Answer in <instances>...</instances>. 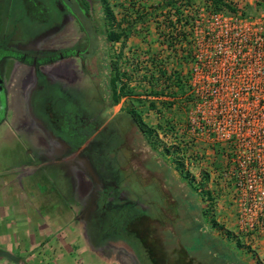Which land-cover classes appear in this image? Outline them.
<instances>
[{"label": "rangeland", "instance_id": "obj_1", "mask_svg": "<svg viewBox=\"0 0 264 264\" xmlns=\"http://www.w3.org/2000/svg\"><path fill=\"white\" fill-rule=\"evenodd\" d=\"M98 1L89 0L92 6L91 19H94L91 22L93 30L89 29V21L81 23L86 37L88 36L86 39L81 37L76 27L70 26L68 46L78 49L83 58L82 61L70 60L71 68L76 72L79 81L66 89L65 94L81 115L93 120L100 129H103V135L97 140L102 145L107 144L103 152L107 160L103 167H109V170L115 173L114 178H111L109 189L106 190L105 198L109 208L117 211L123 206H129L141 215L131 216L122 224V232L130 238L127 240L120 237L115 229L108 230L104 223L100 222L102 219L92 221V226H90L91 221H88L75 241L76 247L79 248V258L91 260L88 262L91 264L92 262L93 264H144V258L146 264H209L207 261L211 264H257L251 255L253 252L258 264H264V243L258 246L251 241L250 244L254 247L246 246L236 221V213L241 206L239 189L245 180H249L252 185L257 180L255 176L244 178L240 174L241 167L244 170L252 161L264 165L263 153L230 154L227 150H223L224 143L216 140L214 134L218 123L211 120L198 123L201 135L196 139L190 137L189 132L186 131L190 127L187 108L182 105L165 110L161 101L155 102L156 111L148 114L144 111L141 117L152 127L164 122L167 126H172V131L168 129L170 132H159L158 139L160 143L175 145L181 151L167 156L163 155L160 148L156 151L151 150L124 117L121 111L122 104L108 106L105 86L110 73L107 71L106 61L110 59L112 61L113 54L120 48L109 46L104 40V17L100 13ZM105 1L117 18L125 14L127 4L136 6L139 3L138 0ZM205 1L194 0L197 13L205 9ZM229 2L247 16L264 14V0H229ZM128 12H132L131 7ZM4 16L5 7L0 3L1 35L5 33ZM126 19L129 21L133 18ZM8 25L9 23L7 29L11 28ZM138 25H135V32L129 35L122 50L123 57L130 58L128 61L139 58V52L150 50L156 52L160 49L153 24L140 25L142 28ZM80 37L81 39L78 40ZM169 57V61L174 65L171 54ZM2 73L7 79V69ZM7 92L15 98L19 95L17 89L13 87ZM16 102L17 113L9 111L5 121L0 124V179L5 180L13 176L14 179H21V183L26 180H36L31 192L25 189L22 191L24 194L16 191L15 195L18 199L25 197L22 199L25 209L28 208L27 201H30V209L36 212L44 211L63 221V225L69 224L75 229L78 227V222L74 218L86 204L84 199L67 193L68 185L64 188L58 177L54 179L55 170L40 169L39 172L44 171L43 175L38 172L32 177L20 172L24 163L35 159L36 135L32 130L35 131L33 127L36 129L40 127L29 115L22 121L25 124L19 120L25 114V106L20 97ZM1 115L0 113V117ZM113 119H116L115 123H111ZM39 133L47 140L43 132L39 131ZM179 159L184 165L182 174L175 171L171 162ZM182 178H185L186 182L192 181L195 187L201 184L199 187L209 193L208 199L211 201L202 198L198 190L194 195H189V189ZM16 187L19 190L18 186ZM16 187L13 186L14 189ZM100 193V190L97 191V196H100ZM110 197H112L111 201H109ZM202 212L201 221L206 224V227H201L204 232L203 239H213L215 242H208L218 243V247H223L218 250L222 252L221 254L208 255L207 260H203L202 257L210 251L208 247L202 245L201 251L195 253L196 251L192 249L196 239L192 240V245L190 241L194 234L191 231L184 232L185 225L180 222L186 214L191 219L202 215ZM210 218L216 223L213 228L210 227ZM224 231L230 233V239L225 238ZM129 240L135 241L141 250ZM235 241L243 246L237 247ZM196 244L198 245V241ZM247 248L252 252H247Z\"/></svg>", "mask_w": 264, "mask_h": 264}, {"label": "flooded vegetation", "instance_id": "obj_2", "mask_svg": "<svg viewBox=\"0 0 264 264\" xmlns=\"http://www.w3.org/2000/svg\"><path fill=\"white\" fill-rule=\"evenodd\" d=\"M0 3L5 7L6 23L5 33L0 34V92L6 94L10 86L17 89L25 106L24 119L20 121L29 115L41 128L32 130L36 135V156L29 166L35 170H55L54 179H64L67 193L84 199L86 204L74 218L83 229L88 221L92 226L96 219L108 223L107 212L111 209L105 196L111 177L107 169L99 168L100 162L92 161L96 153H87L93 144H100L97 137L103 129L81 115L65 94L66 89L79 81L70 60L83 58L78 49L68 46L70 26L76 27L86 39L81 23L89 21V29L93 30L92 6L89 0H0ZM16 67H21V74L12 83ZM6 69L7 79L2 73ZM90 129L93 134L73 148Z\"/></svg>", "mask_w": 264, "mask_h": 264}, {"label": "built area", "instance_id": "obj_3", "mask_svg": "<svg viewBox=\"0 0 264 264\" xmlns=\"http://www.w3.org/2000/svg\"><path fill=\"white\" fill-rule=\"evenodd\" d=\"M206 10H200L192 27L183 28L187 36L176 39L179 73L186 81L177 100L187 108L186 131L196 139L201 135L198 123L211 120L218 123L214 134L224 143L223 150L264 155V14ZM148 99L165 100L163 96ZM241 168L244 178L257 180L253 185L245 180L239 189L238 229L246 246H262L264 165L252 161Z\"/></svg>", "mask_w": 264, "mask_h": 264}, {"label": "trees", "instance_id": "obj_4", "mask_svg": "<svg viewBox=\"0 0 264 264\" xmlns=\"http://www.w3.org/2000/svg\"><path fill=\"white\" fill-rule=\"evenodd\" d=\"M138 1L139 3L136 6L127 4V11L125 12L126 15L121 14L120 18H117L116 15H114L112 9L107 5L105 0L98 1L100 13L103 14L104 17V40L109 46H119L120 48L116 51L117 53L113 54L114 58L112 61L111 59L110 61H106V68L110 73V76L107 77L105 86V91L108 96V106L112 107L120 102L122 104L121 111L124 113V117L150 146V149L156 151L160 148L163 155L169 156L172 153H177L181 150L175 145H164L163 143H160L158 133H164L165 131H168V129L172 131L173 127L167 126L166 122L163 124L158 123L155 127L147 125L142 119L141 114L144 111L145 114L156 111L155 101L148 99V97L151 96L156 98L158 96H163L165 100H161V104L164 105L165 110H170L172 107L178 108L180 102L177 100V95L184 92L186 81L179 73L180 63L176 57V39L179 36L182 38L187 36V33L183 30V28L185 26L192 27L194 21L198 18V13L195 10L196 7L193 3L194 0H155V2L152 0ZM130 7L132 12H128ZM205 8L207 9L206 11L209 12H234L237 10L231 5L229 0H206ZM127 17L133 19H129V21H127ZM138 23L141 26L148 23L153 24L160 49L156 52L151 50L147 52H139V58L128 61L130 58L126 59L123 57L122 50L125 48L129 35L135 32L136 29L134 28L136 24L138 25ZM179 23L181 24L179 29H177L176 25ZM141 26L140 28H142ZM162 53H164V55H162ZM169 54L173 57L174 65L169 61ZM169 63H171V65ZM160 83L164 84V88L159 89ZM5 107V94L0 92V113L2 114L0 117V123L4 119ZM75 109L77 110V108ZM115 122L116 119H113L111 123ZM93 132L94 130L90 129L87 132L86 137L78 139L76 144L73 145V148H77L81 145L84 139L91 136ZM100 135H103V132H101ZM106 145L107 144L102 145L100 142L98 146L93 144V147H89L87 150L89 155L91 154L90 152H92V155L94 152L96 153L94 154L92 161H95V164L100 162L101 166L98 164L99 168H105L103 166L106 164L107 159L105 158L103 152L105 151ZM171 162L175 171L182 174L184 171V165L181 160H171ZM105 169H107L108 175L111 178H114L115 173L111 172L109 167ZM105 172L106 171L104 169L101 170L102 174ZM182 180L185 181V178H182ZM185 185L189 189V195H194L195 191L198 190V192L201 193L200 195L202 198H210L209 193L207 191H203V189L199 187L201 184H198V187H195L193 186L192 181H189L186 182ZM208 200L211 201V199ZM186 202L188 203V201ZM189 208H192V206H189ZM201 214L202 215L197 217L191 216V219L190 216L188 217V214H186L183 220L180 219V222L182 225H185L184 232H193L194 237H192L190 241L192 242L193 239L198 241V245L195 241V246L198 247L195 248V246H193L192 249L193 251H196L195 253L201 251L202 245L208 247V250L210 251L202 257L203 260H207L208 255L221 254L222 252L218 250L223 247H218V243L210 244L208 242H215L213 239H203L204 232L201 230V227H206V224L201 221L203 212ZM139 215L141 214L136 213V211L130 209L129 206H123L117 211L112 208L107 212V217L110 219H108V223H104V226L108 230L115 229V232L120 237L127 240L130 238L122 232V224H124L125 220L129 219L131 216L137 217ZM196 226L198 227L197 229ZM214 226H216V223L212 218H210V227L213 228ZM220 230L222 229L220 228ZM224 232L225 238L230 239V233L227 231ZM131 242L139 250H141L135 241ZM192 244L193 242L191 245ZM235 245L239 248L243 246L237 241H235ZM246 250L249 253L252 252L249 251L248 248ZM251 255L254 257V261L258 264L259 262L255 259V254L252 252ZM207 262L211 264L210 261ZM144 264H146L145 258Z\"/></svg>", "mask_w": 264, "mask_h": 264}, {"label": "crops", "instance_id": "obj_5", "mask_svg": "<svg viewBox=\"0 0 264 264\" xmlns=\"http://www.w3.org/2000/svg\"><path fill=\"white\" fill-rule=\"evenodd\" d=\"M19 74H21V67H16L12 83ZM12 87L10 86L8 90ZM18 97L10 96L6 92L5 114L1 123L5 121L9 111L17 113L15 108L18 107L16 102ZM120 104L119 102L117 105ZM30 164V161L24 163L20 172L32 177L39 170H35L36 168L29 166ZM43 172L41 170L39 173L43 175ZM58 181L63 187H67L63 178H58ZM35 182L36 180L33 179V181L26 180L21 183V179H14L13 176L5 180L0 179V250L18 259L16 263H13L0 257V264H91L88 263L91 260L79 258V248L75 244L80 230H84L81 222L77 221L78 229H73L69 224L63 225V221L57 220L55 216L30 209V201H27L28 208L25 209L22 203L25 197L22 196L21 200L17 198L16 191L21 193L25 189L31 192ZM31 183L32 186H30ZM13 186H18L19 190L17 187L14 189Z\"/></svg>", "mask_w": 264, "mask_h": 264}, {"label": "water", "instance_id": "obj_6", "mask_svg": "<svg viewBox=\"0 0 264 264\" xmlns=\"http://www.w3.org/2000/svg\"><path fill=\"white\" fill-rule=\"evenodd\" d=\"M0 257L5 258V259H8L9 261H11L13 263H16L18 261L17 258H15L14 256H12L8 252L2 251V250H0Z\"/></svg>", "mask_w": 264, "mask_h": 264}]
</instances>
